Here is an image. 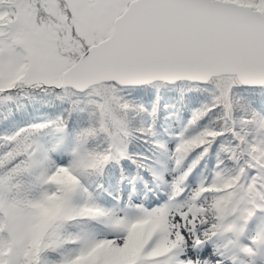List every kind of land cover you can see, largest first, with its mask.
Returning a JSON list of instances; mask_svg holds the SVG:
<instances>
[{
  "label": "snow or ice",
  "instance_id": "6c2138e0",
  "mask_svg": "<svg viewBox=\"0 0 264 264\" xmlns=\"http://www.w3.org/2000/svg\"><path fill=\"white\" fill-rule=\"evenodd\" d=\"M0 264H264V0H0Z\"/></svg>",
  "mask_w": 264,
  "mask_h": 264
},
{
  "label": "trees",
  "instance_id": "16d2710c",
  "mask_svg": "<svg viewBox=\"0 0 264 264\" xmlns=\"http://www.w3.org/2000/svg\"><path fill=\"white\" fill-rule=\"evenodd\" d=\"M168 101H163L162 103H167ZM168 111H171V109H169ZM167 113L166 112H163L162 115H166Z\"/></svg>",
  "mask_w": 264,
  "mask_h": 264
}]
</instances>
